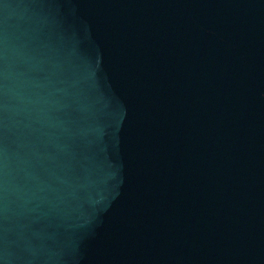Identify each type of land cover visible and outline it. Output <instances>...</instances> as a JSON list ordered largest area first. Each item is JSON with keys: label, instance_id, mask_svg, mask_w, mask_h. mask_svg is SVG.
Segmentation results:
<instances>
[{"label": "water", "instance_id": "95a60500", "mask_svg": "<svg viewBox=\"0 0 264 264\" xmlns=\"http://www.w3.org/2000/svg\"><path fill=\"white\" fill-rule=\"evenodd\" d=\"M0 264H11L9 254L6 250L4 240H2L0 233Z\"/></svg>", "mask_w": 264, "mask_h": 264}]
</instances>
